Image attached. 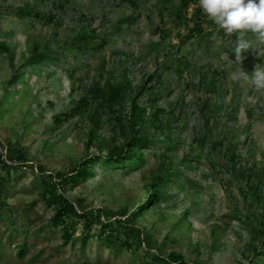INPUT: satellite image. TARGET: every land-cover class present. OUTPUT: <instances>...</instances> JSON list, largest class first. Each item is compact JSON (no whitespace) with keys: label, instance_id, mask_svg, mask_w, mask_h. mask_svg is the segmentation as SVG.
I'll return each mask as SVG.
<instances>
[{"label":"rangeland","instance_id":"374dc122","mask_svg":"<svg viewBox=\"0 0 264 264\" xmlns=\"http://www.w3.org/2000/svg\"><path fill=\"white\" fill-rule=\"evenodd\" d=\"M202 15L0 0V264H264V45Z\"/></svg>","mask_w":264,"mask_h":264},{"label":"clouds","instance_id":"9594fccd","mask_svg":"<svg viewBox=\"0 0 264 264\" xmlns=\"http://www.w3.org/2000/svg\"><path fill=\"white\" fill-rule=\"evenodd\" d=\"M198 6L226 36H236L237 62L243 61V52L252 49L249 33L264 45V0H198ZM240 76L255 90L264 91V67L257 64L251 75L241 71Z\"/></svg>","mask_w":264,"mask_h":264},{"label":"trees","instance_id":"16d2710c","mask_svg":"<svg viewBox=\"0 0 264 264\" xmlns=\"http://www.w3.org/2000/svg\"><path fill=\"white\" fill-rule=\"evenodd\" d=\"M193 1V0H192ZM196 1V0H194ZM132 3L137 6V4L132 1ZM207 18V16L203 13V15L201 16V25H203V20ZM209 20V19H208ZM210 22L212 23L213 21L210 20ZM200 24H196V26L194 27L193 31H197V30H200L202 29ZM119 96V90L117 88H112L111 89V98L116 100ZM143 139V138H142ZM0 164H4V161L2 159V157L0 156ZM82 172V175H87L88 174V170L87 168L84 169V170H81ZM60 200H63L62 201V204H61V207L58 211V214L57 216H60V215H66L68 214V212H70L72 209H73V205L70 203V202H67L63 197L59 198ZM86 214V213H85ZM109 232V235H106L105 232ZM101 238H105L108 239L109 241H113V236L114 233H115V228L113 227V224L112 222H105V223H102L101 224ZM105 233V234H104ZM105 235V237H104ZM176 259H174V261L176 262V264H185V262L183 260H178L179 258L175 257ZM170 261L164 257H157V259L154 261V264H169Z\"/></svg>","mask_w":264,"mask_h":264},{"label":"built area","instance_id":"2783aa9c","mask_svg":"<svg viewBox=\"0 0 264 264\" xmlns=\"http://www.w3.org/2000/svg\"><path fill=\"white\" fill-rule=\"evenodd\" d=\"M4 151V147L0 145V154H2Z\"/></svg>","mask_w":264,"mask_h":264}]
</instances>
